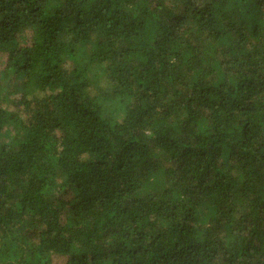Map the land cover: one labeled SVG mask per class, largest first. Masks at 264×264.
I'll list each match as a JSON object with an SVG mask.
<instances>
[{"label":"trees","instance_id":"1","mask_svg":"<svg viewBox=\"0 0 264 264\" xmlns=\"http://www.w3.org/2000/svg\"><path fill=\"white\" fill-rule=\"evenodd\" d=\"M0 264H264V0H0Z\"/></svg>","mask_w":264,"mask_h":264},{"label":"rangeland","instance_id":"2","mask_svg":"<svg viewBox=\"0 0 264 264\" xmlns=\"http://www.w3.org/2000/svg\"><path fill=\"white\" fill-rule=\"evenodd\" d=\"M1 61V60H0Z\"/></svg>","mask_w":264,"mask_h":264}]
</instances>
